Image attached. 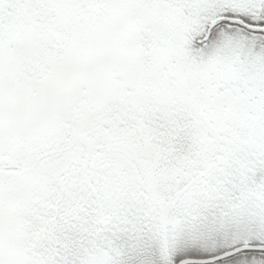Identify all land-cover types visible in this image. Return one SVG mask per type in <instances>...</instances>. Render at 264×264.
Masks as SVG:
<instances>
[{"label":"snow or ice","instance_id":"snow-or-ice-1","mask_svg":"<svg viewBox=\"0 0 264 264\" xmlns=\"http://www.w3.org/2000/svg\"><path fill=\"white\" fill-rule=\"evenodd\" d=\"M0 264H264V0H0Z\"/></svg>","mask_w":264,"mask_h":264}]
</instances>
